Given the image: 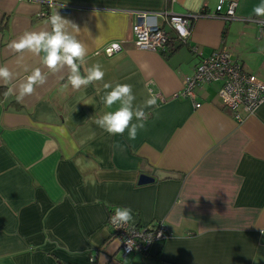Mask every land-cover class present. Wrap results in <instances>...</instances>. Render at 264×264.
<instances>
[{
    "label": "crops",
    "instance_id": "obj_1",
    "mask_svg": "<svg viewBox=\"0 0 264 264\" xmlns=\"http://www.w3.org/2000/svg\"><path fill=\"white\" fill-rule=\"evenodd\" d=\"M220 1L193 0L194 11L186 0H0V65L13 73L0 81V264H264V103L239 123L218 96L222 83L196 88L195 99L174 96L200 56L222 47L264 81V17L252 11L261 0H223L237 2L235 20L205 16L189 45L171 42L165 53L138 50L131 35L139 14L162 24L164 11L213 14ZM57 11L88 47L82 74L95 63L105 72L79 92L65 87L66 66L51 73L43 53L26 50L18 62L8 48ZM111 44L122 49L107 57ZM35 68L47 79L18 102ZM105 83L131 84L134 107L146 85L158 94L135 140L90 119L109 110ZM141 176L154 180L139 184ZM115 206L133 209V227L163 222L172 236L147 257L124 258L108 224Z\"/></svg>",
    "mask_w": 264,
    "mask_h": 264
},
{
    "label": "built area",
    "instance_id": "obj_2",
    "mask_svg": "<svg viewBox=\"0 0 264 264\" xmlns=\"http://www.w3.org/2000/svg\"><path fill=\"white\" fill-rule=\"evenodd\" d=\"M46 3L54 4L52 1H46ZM237 6L236 1L225 3L221 0L213 14L200 12L175 15L164 11L159 14L163 19L162 24H151L149 22V19L152 18L150 13L139 14L131 30L134 45L140 51L151 53L167 52L172 39L180 44L189 45L188 42L195 21L208 16L229 23L236 19ZM63 11L68 12L69 9L63 7ZM45 14L41 16L45 17ZM252 20L263 24L261 20L254 18ZM121 49V44H111L103 52L108 57L120 53ZM193 51L198 53L196 48H193ZM194 72L193 76L183 80V91L174 96L195 99L194 91L196 88L212 83H222L218 96L221 98L222 105L232 111L233 119L239 123L244 122L246 117L253 115L258 107L264 103V81L249 75L241 64L233 61L225 47L219 48L209 56H200V62L195 67ZM112 214L113 210L109 214L108 224L112 236L120 242L124 258L132 254L147 257L150 255L154 243L167 241L172 236L168 226L163 222L153 229H138L131 224L117 229L110 223Z\"/></svg>",
    "mask_w": 264,
    "mask_h": 264
},
{
    "label": "clouds",
    "instance_id": "obj_3",
    "mask_svg": "<svg viewBox=\"0 0 264 264\" xmlns=\"http://www.w3.org/2000/svg\"><path fill=\"white\" fill-rule=\"evenodd\" d=\"M186 6L191 10H198L193 5V0H186ZM253 14L264 17V0L254 6ZM50 26V29L49 27ZM69 28L72 31H69ZM79 28L71 21L63 18L59 12L50 15L44 29L37 31H25L15 40L8 44V48L17 54V61L22 60V54L27 50L35 56H42L41 63L47 67L49 72L55 73L65 66L69 69L67 84L77 92L86 89L93 82L102 81L105 72L99 63L92 64L83 69L86 64L88 47L77 38L73 32ZM13 73L7 65H0V81L7 86ZM47 77L40 68H35L31 74L19 85L16 99L19 102L25 95L31 94L38 85H43ZM105 93L101 97V103L108 111L99 116L93 115L90 119L100 129L113 136H123L127 133L128 140H135L138 132L145 129L148 113L145 109L158 106L159 96L151 87L145 86L147 99L142 106L134 107L136 95L133 86L127 83H110L104 85ZM12 89H9V93ZM134 214L131 207L115 206L110 217V223L117 229L124 225L134 223Z\"/></svg>",
    "mask_w": 264,
    "mask_h": 264
},
{
    "label": "water",
    "instance_id": "obj_4",
    "mask_svg": "<svg viewBox=\"0 0 264 264\" xmlns=\"http://www.w3.org/2000/svg\"><path fill=\"white\" fill-rule=\"evenodd\" d=\"M44 55V54H43ZM154 179L153 178H149L147 176H141L140 180H139V184H147V183H151Z\"/></svg>",
    "mask_w": 264,
    "mask_h": 264
},
{
    "label": "trees",
    "instance_id": "obj_5",
    "mask_svg": "<svg viewBox=\"0 0 264 264\" xmlns=\"http://www.w3.org/2000/svg\"><path fill=\"white\" fill-rule=\"evenodd\" d=\"M171 42H173V44H177L178 43V41H176L175 39H172ZM178 44L180 45V43H178Z\"/></svg>",
    "mask_w": 264,
    "mask_h": 264
}]
</instances>
